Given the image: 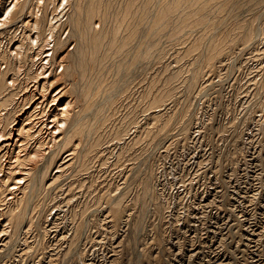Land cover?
Wrapping results in <instances>:
<instances>
[{
	"label": "rangeland",
	"instance_id": "1",
	"mask_svg": "<svg viewBox=\"0 0 264 264\" xmlns=\"http://www.w3.org/2000/svg\"><path fill=\"white\" fill-rule=\"evenodd\" d=\"M232 1L222 0V5L219 8L216 5L214 10L211 8L204 18L219 19L229 12ZM118 14L124 23L134 21L130 13L127 16ZM109 20L114 22L115 16ZM201 28L191 29V23L175 19L172 25L146 41L150 58L131 70L122 87V95L114 105L106 108L108 117L97 129L99 147L85 158L86 168L84 171H75L77 167L63 170L50 185L44 183L34 197L31 224L6 238V245L0 250V264H8L10 257L14 264H113L114 258L121 261L119 264H139L128 258L139 253L134 249L128 250L126 258L124 254L119 256L123 244L132 238V217L122 215L113 225L105 216L103 206L95 203L104 202L108 197L118 199L122 194L117 193L120 188L131 190L127 192L131 199L135 190L141 191L139 180L146 170L150 171L146 166L148 162L153 165L155 178L151 184L159 201L165 206L176 205L177 212L181 208L184 210L195 196H198V204L190 210L192 215L173 229L167 241L149 252L150 260L144 264H264V131L259 127V122L264 120V109L257 111L253 104H248L258 90L264 91V60L254 59L252 48L248 51L254 56L247 51L237 54L238 49L234 48L229 56L221 59L222 65L217 62L214 72L203 76L202 85L212 83L208 89L204 91L197 85L190 87L191 92L187 93L184 85L191 73L186 71L187 65L197 66L196 61L199 65L198 60L208 43L220 36L212 24L205 32ZM144 37L145 33L139 36L140 39ZM197 39L200 42L193 53L186 55L184 49ZM233 55H236V63L228 72L226 68ZM175 65H178L180 76L169 81L177 86L176 93L173 101L164 108L161 122L169 118L179 132L174 129V133L166 138H154L152 130L155 127L146 132L149 120H145L141 109L152 97L148 94L151 80L161 85L164 74L159 73L171 72ZM111 76L109 73L108 78ZM178 79L180 83H177ZM186 95L191 103L188 111ZM113 107L116 113H113ZM183 131H186V138L179 136ZM138 135L139 139L131 146ZM54 171L53 168L51 175ZM79 179L91 180L95 185L87 187L84 182L80 186ZM194 192L196 195L191 199ZM83 204H87L89 210L82 214V235L74 246H70L68 240L73 224L62 228L61 232L60 227L69 214L81 215L78 209ZM163 213L167 217L169 209H164ZM185 213L186 209L182 215ZM199 214L205 217L200 218ZM152 220V216L145 217L139 237H146L148 241L155 236L161 237L157 232L161 224L149 228ZM49 228L55 230L49 231ZM60 234L66 237L61 240ZM186 238L194 240L184 248L181 256L172 255L177 251L179 241ZM83 250L84 253L78 256ZM42 252L44 256L38 261L37 255Z\"/></svg>",
	"mask_w": 264,
	"mask_h": 264
},
{
	"label": "bare ground",
	"instance_id": "2",
	"mask_svg": "<svg viewBox=\"0 0 264 264\" xmlns=\"http://www.w3.org/2000/svg\"><path fill=\"white\" fill-rule=\"evenodd\" d=\"M221 1L0 0V240L3 239L0 250L6 245L8 236L16 235L24 226L31 224L34 197L44 183L50 185L63 170H75L77 167L75 171H84L85 158L99 147L97 129L108 117L106 108L114 105L122 95V87L131 70L150 58L146 41L152 35L172 25L175 19L191 23L194 30L202 27L204 31L210 24L219 30L220 36L208 43L202 58L198 60L199 65L197 61V66L187 65L186 71L191 73L186 85L183 84L186 79L181 83L187 93L190 87L197 85L204 91L208 89L207 86L212 83L202 85L203 76L208 72L213 73L217 62L222 65L221 59L229 56L234 48L238 49L237 54H246L247 51L253 56L255 54L254 59L264 60V0H231V9L219 19L210 21L204 18L203 15H208L211 8L216 9V5L219 8ZM244 11L247 13L244 14ZM118 12L122 16L130 13L134 21L124 23ZM112 15L115 20L111 23L109 18ZM141 33H145L144 39L139 38ZM195 41L184 49L186 55L192 54L200 42L198 39ZM251 48L255 50L254 54L248 51ZM236 55L229 59L228 72L236 63ZM177 67L175 65L171 72L159 73L164 74L165 85L151 80L148 94L152 97L141 109L145 120H149L146 132L155 127L152 130L155 132L154 138H166L174 133V129L179 132L169 118L161 122L164 108L173 101L176 93L177 86L169 80L180 76ZM109 73L112 75L110 78ZM177 83H180L179 79ZM188 96L185 97L187 111L191 105ZM248 104H253L257 111L263 110L264 91L258 90ZM113 113H116L115 108ZM259 127L264 131V120L259 122ZM179 136L186 138V131L179 133ZM139 137L131 138V146ZM119 155L120 152L117 153ZM146 166L150 171L146 170L139 180L141 191L130 193L131 199L127 196L131 190L120 188L117 193L122 194L118 199L108 197L104 202L95 203L96 206H103L105 216L113 225L122 215L132 217V238L123 244L119 256L124 254L126 258L128 250L134 249L139 253L128 258L139 264L150 260L147 256L149 252L167 241L173 229L198 204V196L194 192L191 199L195 198L185 205L184 215L185 209L177 212L176 205L169 203L165 206L164 202L158 200V193L151 184L155 178L153 165L148 162ZM53 168L55 171L51 175ZM84 180L79 179L80 186L84 182L87 187L95 185L91 180ZM114 186L119 188L117 183ZM147 205L151 210L146 208ZM87 207V204H83L78 209L81 215L69 214L61 224L60 232L73 224L67 239L70 246H74L82 235V214L89 210ZM166 208L169 209L167 217L163 213ZM147 215L153 218L149 228L161 224L157 231L161 237H152L150 241L146 237H139ZM199 215L200 218L205 217L204 214ZM54 230L49 228V231ZM4 233L7 235L4 236ZM65 237L61 235L60 239ZM193 240H178L177 251L172 255L181 256L184 248ZM152 244L154 246L151 247ZM83 253L84 250L79 251L78 256ZM37 256L39 261L44 253ZM10 258L8 264H14L13 257ZM120 262L115 258L113 260V264Z\"/></svg>",
	"mask_w": 264,
	"mask_h": 264
}]
</instances>
